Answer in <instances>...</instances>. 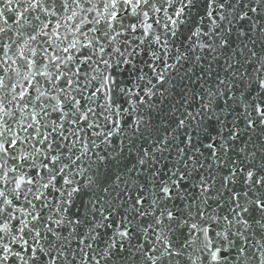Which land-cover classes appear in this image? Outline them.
I'll list each match as a JSON object with an SVG mask.
<instances>
[{"label":"snow or ice","instance_id":"6c2138e0","mask_svg":"<svg viewBox=\"0 0 264 264\" xmlns=\"http://www.w3.org/2000/svg\"><path fill=\"white\" fill-rule=\"evenodd\" d=\"M0 264H264V0H0Z\"/></svg>","mask_w":264,"mask_h":264}]
</instances>
